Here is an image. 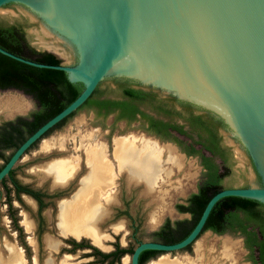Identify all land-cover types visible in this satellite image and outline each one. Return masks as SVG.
Here are the masks:
<instances>
[{"label": "water", "instance_id": "95a60500", "mask_svg": "<svg viewBox=\"0 0 264 264\" xmlns=\"http://www.w3.org/2000/svg\"><path fill=\"white\" fill-rule=\"evenodd\" d=\"M10 3L26 8L62 40L35 33L36 46L59 53L60 59H70L66 50L75 58L71 64L51 65L1 47L0 53L33 67L64 71L70 82H80L84 89L14 150L0 169V182L35 142L113 78L129 80L166 100L191 103L199 113L221 121L219 134L220 129L228 131L240 142L258 179L256 183L248 176L249 186L214 194L182 240L139 243L130 264H139L145 250L161 252L157 255L187 253L207 232L201 233L221 198L264 204V0H0V9ZM221 144L230 147L222 137Z\"/></svg>", "mask_w": 264, "mask_h": 264}, {"label": "rangeland", "instance_id": "374dc122", "mask_svg": "<svg viewBox=\"0 0 264 264\" xmlns=\"http://www.w3.org/2000/svg\"><path fill=\"white\" fill-rule=\"evenodd\" d=\"M0 23L16 24L22 28L29 45L37 51H45L40 45H35L38 36L62 42L46 29L42 21L19 4L10 3L1 8ZM66 52L70 59L61 57V61L71 64L75 55L67 50ZM106 87L108 90L105 96L119 98L117 85L112 80L101 84L102 89ZM18 103L22 104L19 106L22 109L17 108ZM141 108L148 114L147 117L137 116L134 120H126L119 118L114 111L104 113L92 104H86L26 151L13 168V178L31 190L47 194L43 199L47 205L39 212L38 203L31 196L21 193L18 201L13 189L7 196L4 184L12 187L8 177L4 184L0 183V260L8 258L15 251L21 252L26 264L107 263L101 261V257L90 248H74L67 240L75 237L62 232L59 218L60 204L71 200L75 193L85 187L84 182L91 171L89 154L98 148L103 150L105 162L112 167L115 175L114 182L98 192L101 207L106 209V213L95 221L101 241L98 243L82 232L79 238H75L77 242L85 238L86 244L96 246L102 252H111L116 244L131 251L141 242H161V237L154 232L166 220L174 225L179 220L191 218L189 213L179 211L176 205L185 204L186 199L197 192L203 175L200 159L197 156H186L173 141L162 140L150 134L146 127L149 116H159L149 107ZM37 110L35 101L23 92L15 89L0 90V125L17 116L29 117ZM163 118L183 123L177 117ZM185 129L188 130V126ZM220 134L224 143L230 146L229 167L222 186L247 187L250 185L248 176L255 178L258 183L251 160L245 149L241 148L240 142L229 136L231 133L228 131L220 129ZM178 137L182 139L184 136ZM123 138L154 141L163 149L173 147L185 158L181 162L185 171L172 163H161L160 157L157 168L159 171L155 177H143L138 173L133 174L130 168H120L114 157V144L116 140ZM12 152L13 148L2 150L4 157L0 158V167ZM61 163H69L74 169L71 178L64 184L55 183L54 179L55 168ZM188 172L191 175L189 180L194 177L191 185V181L188 184L186 180V183L183 181V174ZM153 218L157 219L156 225H152ZM26 220L32 223L30 229L25 227ZM116 224H122L123 229L116 232L113 229ZM105 246L109 249L105 250ZM130 257L131 253H127L114 264H130ZM252 258L253 252L246 248L241 234L232 231L218 234L207 230L187 253L156 255L145 264H154L159 259L180 261L182 264H252Z\"/></svg>", "mask_w": 264, "mask_h": 264}, {"label": "trees", "instance_id": "16d2710c", "mask_svg": "<svg viewBox=\"0 0 264 264\" xmlns=\"http://www.w3.org/2000/svg\"><path fill=\"white\" fill-rule=\"evenodd\" d=\"M0 47L15 55L38 63L51 65L61 63V59L56 54L47 51H37L31 47L25 38L24 30L16 24L0 23ZM115 81L119 98L105 96L108 88L102 89L100 84L81 107L86 104H92L99 111L104 110V113L119 109L120 115L118 117L128 120L136 119L137 114L147 117L148 114L141 109L142 106L149 107L152 111L164 117H177L183 123L172 120L163 121L162 119L149 116L151 122L147 131L160 135L162 140L179 143L182 146V151L188 156H199L200 162L206 169V173L198 186V191L186 199V204L176 205L179 211L189 213L191 218L189 220H179L174 225H171L169 220H166L164 225L154 232L155 235L161 237L162 243L178 242L193 229L209 199L225 188L222 186V180L228 172L230 153L228 148L221 145L219 127L224 126V124L211 115L196 113L195 110H199V108L191 103L176 100L181 107V110H178L152 92L127 86L124 79H116ZM8 89L19 90L28 95L35 101L38 110L31 113L29 117L17 116L14 120H8L0 125V158L4 157L2 150L11 148L15 150L37 128L79 96L84 86L80 82H70L64 71L33 67L0 53V90ZM75 112L67 118L71 117ZM67 118L59 122L47 133L60 126ZM186 126L189 128L188 130L185 129ZM173 133L182 135L186 139H180L174 136ZM196 145H199V148H196ZM10 156L5 158L3 165ZM215 158L220 159V162L216 163ZM13 172L14 169L7 176L11 181L12 187L4 184L7 177L0 182L4 184L7 196L9 197L13 189L16 199L20 201V194L26 193L36 199L38 211L41 212L47 205L43 199L48 195L31 190L28 186L20 184L13 178ZM249 225L253 227L259 226L258 233H264V204L254 199L228 196L216 202L201 233L206 230H211L218 234L226 231H241L244 234H253V237L247 239L246 244L249 247H257L255 234L247 231ZM67 241L76 249H92L101 257V261H107L106 264H114L125 254H132L133 252V250L130 251L127 248H123L119 244H116L115 250L111 252H102L96 246L86 244L85 239L77 242L71 238ZM159 253L161 252L155 250L141 252L139 264H145ZM258 261L261 262L262 260L258 259Z\"/></svg>", "mask_w": 264, "mask_h": 264}, {"label": "bare ground", "instance_id": "6f19581e", "mask_svg": "<svg viewBox=\"0 0 264 264\" xmlns=\"http://www.w3.org/2000/svg\"><path fill=\"white\" fill-rule=\"evenodd\" d=\"M44 46L48 48L50 47L48 45ZM17 105L18 109L23 108L19 107L22 106V104L20 105L18 103ZM114 145V157L116 158L119 167L122 169L130 168L133 174L138 173L143 177H155V174L159 171L157 170L159 164L158 159L163 152H166L167 156H170L174 161L178 156L173 154L172 149H163L159 147L156 142L145 139L137 140L134 138H123L116 140ZM138 145L141 146L139 147ZM102 151V149L98 148L94 152H89L91 171L84 182L85 187L75 193L71 200L61 203L59 213L60 229L64 234H70L75 238H79L83 232L88 237H92L98 243L101 241V236L96 231L95 221L106 213V209L101 207L98 192H102L105 188H108L114 182L115 178L112 167L105 162L104 152ZM73 171L74 169L69 163H61L58 168H55V183H66L69 178H71ZM152 221V225H156L157 219L153 218ZM25 227L30 229L32 223L26 220ZM113 229L116 232L121 231L123 225L116 224ZM108 248L109 247L107 246L104 247L105 250H108ZM0 264H26V262L21 256V252L13 251L8 258L5 257V259H1ZM154 264L182 263H180V261L168 262L166 259H159V261Z\"/></svg>", "mask_w": 264, "mask_h": 264}, {"label": "flooded vegetation", "instance_id": "af4514ba", "mask_svg": "<svg viewBox=\"0 0 264 264\" xmlns=\"http://www.w3.org/2000/svg\"><path fill=\"white\" fill-rule=\"evenodd\" d=\"M112 81H113V83L115 84V85H117L116 84V79H111ZM126 84H127V86H130V87H134V83L133 82H131V81H129V80H126ZM134 88H136V87H134ZM140 89V88H139ZM145 91V90H144ZM149 92V91H148ZM158 97V96H157ZM158 98H160V99H163V98H161V97H158ZM164 101H166V102H168L169 104H171V105H173L176 109H178V110H181V107L178 105V103L176 102V100H174V99H169V100H166V99H164ZM142 109V108H141ZM103 112H104V110H102ZM118 116L120 115V110L119 109H116L115 111H114ZM156 116H159V117H156V118H158V119H162L163 121H167L165 118H163L164 116L163 115H158L156 112H154V111H152ZM195 112L196 113H198L199 114V111L198 110H195ZM137 116H140V117H143L141 114H137L136 115V117ZM122 119H124V118H122ZM126 119V118H125ZM127 120V119H126ZM181 120V119H180ZM148 123H147V129L150 127V122H151V120H148L147 121ZM150 134H152L153 136H155L156 138H160L161 139V137H160V135H158V134H156V133H150ZM174 134V136H176V137H178L179 135H177L176 133H173ZM179 138V137H178ZM182 139H186L185 137H182ZM174 143H176V145L180 148V150H181V152L183 153V154H185L186 156H188L186 153H184L183 151H182V146L179 144V143H177V142H175V141H173ZM222 145V144H221ZM196 148H199V145H196L195 146ZM207 155H209L208 153H207ZM189 156H191V155H189ZM199 159H200V157L199 156H197ZM215 162L216 163H219L220 162V159H218V158H215ZM200 164H201V166H202V168H203V175L206 173V169H205V167L202 165V163L200 162ZM203 175H202V177H203ZM201 182V181H200ZM200 184V183H199ZM199 186V185H198ZM197 191H198V189H197ZM26 194V193H25ZM193 194V193H192ZM28 195V194H27ZM30 196V195H29ZM32 197V196H31ZM33 198V197H32ZM35 199V198H34ZM36 200V199H35ZM186 204V203H185ZM258 229H259V226H257V227H253L252 225H249L248 227H247V231H249L250 233H254L255 235V241H256V243H257V247L256 246H254V247H249L247 244H246V242H247V239L250 237H253V234H244V233H241V231H237V233H239V234H241V236L243 237V240H244V244H245V246H246V248L249 250V251H252L253 252V258H252V264H264V233H258ZM72 239H74V240H76L77 241V239H75V238H72ZM83 239H85V238H83ZM82 240V239H81ZM113 250H115V245H114V249ZM258 259L259 260H262L261 262L260 261H258Z\"/></svg>", "mask_w": 264, "mask_h": 264}, {"label": "crops", "instance_id": "0c3cea01", "mask_svg": "<svg viewBox=\"0 0 264 264\" xmlns=\"http://www.w3.org/2000/svg\"><path fill=\"white\" fill-rule=\"evenodd\" d=\"M159 147H160V145L158 144V143H156ZM165 149H172V151H173V154H176V155H178L177 156V159L174 161V160H172V158L169 156H167V153L166 152H163V154L160 156V161H161V163H163V162H166V163H172V164H174V165H176V167H182V165H183V163H181V162H183V160L185 159L184 157H183V155H181V154H178L177 152H176V150L173 148V147H166ZM182 170H184L185 171V168L183 169V167H182ZM168 171H170V170H168ZM166 175H169V173H167ZM183 176H184V179H183V181L185 182V180H186V184H188L189 183V181H191L189 184L191 185L192 184V182H193V178L194 177H192L190 180H189V178L191 177V175H189V172L188 173H185V174H183ZM157 179H159V177H157ZM188 180V181H187ZM186 188H187V185L185 186ZM188 190V189H187ZM187 190H185V191H187ZM184 191V192H185ZM183 192V193H184ZM109 249V248H108Z\"/></svg>", "mask_w": 264, "mask_h": 264}]
</instances>
